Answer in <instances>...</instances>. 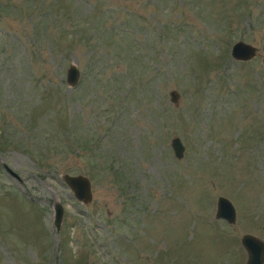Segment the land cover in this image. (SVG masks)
<instances>
[{"label":"rangeland","instance_id":"1","mask_svg":"<svg viewBox=\"0 0 264 264\" xmlns=\"http://www.w3.org/2000/svg\"><path fill=\"white\" fill-rule=\"evenodd\" d=\"M263 55L264 0H0V264H244L241 236L264 241Z\"/></svg>","mask_w":264,"mask_h":264},{"label":"water","instance_id":"2","mask_svg":"<svg viewBox=\"0 0 264 264\" xmlns=\"http://www.w3.org/2000/svg\"><path fill=\"white\" fill-rule=\"evenodd\" d=\"M256 52V46L244 40L235 41L231 48L230 53L235 59H251ZM264 63V55H263ZM80 77V70L75 63H71L66 72V82L70 86L78 83ZM172 101H176L178 92L176 90L170 91ZM171 147L174 155L177 158L182 157L185 145L181 138L173 136L171 139ZM4 168L12 175L16 173L6 164L3 163ZM63 179L71 188L74 195L82 202H89L92 198L90 183L86 176L82 174H68L63 175ZM63 215V206L60 202L56 201L54 205V224L59 228ZM216 218H223L229 223H233L236 218L235 208L232 202L225 196L220 195L216 202ZM241 243L247 252L246 261L244 264H262L264 262V241L260 237L251 233H245L241 236Z\"/></svg>","mask_w":264,"mask_h":264}]
</instances>
